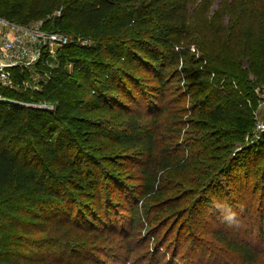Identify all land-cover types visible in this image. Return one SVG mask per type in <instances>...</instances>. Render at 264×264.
I'll return each mask as SVG.
<instances>
[{"label":"trees","instance_id":"obj_1","mask_svg":"<svg viewBox=\"0 0 264 264\" xmlns=\"http://www.w3.org/2000/svg\"><path fill=\"white\" fill-rule=\"evenodd\" d=\"M55 9L61 13L47 30L96 43L82 46L93 52L90 62L78 56L75 43L64 48L74 62V71L88 82L91 99L99 105L105 103L104 91L121 89L119 72L109 73L104 65L111 59L128 68H134L135 63L150 67L166 98L171 90L167 68H177L180 61L188 63L194 45L209 69L191 75L186 68L183 71L186 77L198 79L188 92L193 112L200 119L191 122L189 130L196 143L204 146L203 153L212 145H234L253 126L254 88L264 84V0H0L1 17L19 24L43 20L45 29L47 17ZM246 14L253 17V31L242 19ZM218 34H225L228 40L242 39L244 51L236 64L231 65L228 55L215 47L213 39L219 38ZM245 60L256 75L253 83L243 67ZM66 62L64 56L55 66L40 63L42 79L37 89L24 84L29 70L15 69L18 88L0 84V264H31L42 255L48 264L103 262L93 253L96 238L103 235L95 233L101 219L96 216L92 222L81 216L78 206L85 197L91 201L98 198L95 203L101 206L104 172L81 145L91 121L81 116L75 102L80 87L70 77ZM95 72L105 77L98 89L91 80ZM211 72L223 73L226 78L215 77L211 82L205 78ZM122 73L135 77L129 70ZM127 116L128 125L118 133L119 140L152 158L153 131L137 116ZM229 148L226 146L218 159L222 172L235 160ZM156 181L147 191L151 196L160 193ZM131 216L133 223L140 222L141 206H134ZM222 240L246 260L255 261L257 253L247 243L224 236ZM55 247L62 256L51 251ZM40 248H48L47 253Z\"/></svg>","mask_w":264,"mask_h":264},{"label":"rangeland","instance_id":"obj_2","mask_svg":"<svg viewBox=\"0 0 264 264\" xmlns=\"http://www.w3.org/2000/svg\"><path fill=\"white\" fill-rule=\"evenodd\" d=\"M60 13V9H55L47 17L46 29ZM242 19L253 31L252 15L246 14ZM207 30L214 36L211 27ZM218 35L219 38L213 39L215 47L228 55L231 65L236 64L244 51L242 39L228 40L225 34ZM67 43H75L73 49L87 62L94 57L93 52L82 48L85 44L96 45L92 40L70 35L66 42L63 37L62 44L53 43L50 52L45 51H49V46L43 48L40 60L32 65L29 81L37 89L42 79L39 64L46 61L55 66L66 56V69L79 83L75 102L81 116L91 121L81 145L104 172L101 206L95 203L98 198L91 201L87 197L78 206L81 216L92 222L93 217L101 219L95 233L103 235L96 238V248L92 251L97 259L103 260L102 264H264V130L256 127L258 121L264 122V104L256 102L255 122L243 140L235 141L234 145H212L203 153L204 146L196 143L189 130L191 122L200 119L193 112L188 92L198 79L185 75L206 73L209 68L194 45L188 52L191 61H180L177 68H167L171 90L166 98L162 97L160 82L150 67L135 63L134 68H128L121 61L111 59L104 65L109 73L119 72L121 89L104 91L105 103L99 105L91 99L88 82L74 71V62L64 48ZM200 58L203 60L198 61ZM243 67L251 82L256 81L247 60ZM185 68L187 73L183 71ZM122 70H129L135 77L124 76ZM215 77L226 78L223 73L213 72L205 76L211 82ZM91 80L98 89L105 77L95 72ZM129 114L137 116L155 135L150 159L118 138V133L128 125ZM226 146L235 160L230 169L222 172L218 159ZM155 181L160 193L151 196L147 191ZM136 205L141 206L143 216L140 222L133 223L131 214ZM222 236L250 245L257 253L255 261L240 256L224 243ZM35 249V253H40ZM40 249L48 251V248ZM51 249L56 256H62L59 248ZM42 257L46 256L33 259L31 264H48Z\"/></svg>","mask_w":264,"mask_h":264},{"label":"built area","instance_id":"obj_3","mask_svg":"<svg viewBox=\"0 0 264 264\" xmlns=\"http://www.w3.org/2000/svg\"><path fill=\"white\" fill-rule=\"evenodd\" d=\"M63 37L67 42L68 36L45 29L43 20L19 24L0 16V84L18 88L15 69L31 71L32 65L40 60L43 48L45 50L49 46V51H45L50 52L53 43L62 44ZM24 84L31 87L29 80ZM254 91L257 101L264 104V84L257 85ZM40 106L50 107L44 103H40ZM254 115L256 119V112ZM256 127L264 130V122L258 121Z\"/></svg>","mask_w":264,"mask_h":264}]
</instances>
